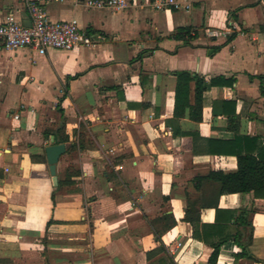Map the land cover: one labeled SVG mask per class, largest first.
<instances>
[{
  "label": "crops",
  "instance_id": "obj_1",
  "mask_svg": "<svg viewBox=\"0 0 264 264\" xmlns=\"http://www.w3.org/2000/svg\"><path fill=\"white\" fill-rule=\"evenodd\" d=\"M126 1L45 5L92 47L0 42V264H264V189L220 194L210 176L240 154L264 157V0ZM9 13L30 21L25 0H0V19ZM181 70L205 87L196 104L190 81L176 114ZM51 143L65 145L57 184ZM237 230L256 261L236 258Z\"/></svg>",
  "mask_w": 264,
  "mask_h": 264
},
{
  "label": "built area",
  "instance_id": "obj_2",
  "mask_svg": "<svg viewBox=\"0 0 264 264\" xmlns=\"http://www.w3.org/2000/svg\"><path fill=\"white\" fill-rule=\"evenodd\" d=\"M62 0H25L30 21L19 22L12 14L0 19V42L9 49L33 48L38 54H45L48 48L71 50L78 46L92 47V37L82 30L76 19L51 20L45 5ZM89 7H108L114 10L124 8L126 0H84ZM156 8L188 10L190 0H155ZM18 118V114L14 115Z\"/></svg>",
  "mask_w": 264,
  "mask_h": 264
},
{
  "label": "trees",
  "instance_id": "obj_3",
  "mask_svg": "<svg viewBox=\"0 0 264 264\" xmlns=\"http://www.w3.org/2000/svg\"><path fill=\"white\" fill-rule=\"evenodd\" d=\"M234 34H231L232 37ZM177 83L175 91V106L174 110L177 114V110L180 107L190 106L188 101L189 95V83L193 79L196 81L195 98L196 104L200 103L201 95L204 90L203 79L199 76L193 77L190 72L181 70L175 72ZM214 82V81H211ZM202 83V84H201ZM199 119L200 115L194 116ZM210 176L219 182V193H234V192H249L254 191L257 195L264 189V157L261 155H254L252 153L240 154L237 156V169L232 172H221L216 171L210 173ZM53 196V195H52ZM199 217V209L186 211L185 219L190 223L197 221ZM237 220L242 223L243 227H248V238L251 239V223L243 216L239 215ZM195 234V232H194ZM196 237H199L195 234ZM244 235V234H243ZM233 238L241 250L235 253L236 258L248 257L256 261V258L246 251L245 245L241 242V233L237 230L236 233L232 234ZM222 240L214 244V249L209 257L210 262H215L218 256L219 247Z\"/></svg>",
  "mask_w": 264,
  "mask_h": 264
},
{
  "label": "water",
  "instance_id": "obj_4",
  "mask_svg": "<svg viewBox=\"0 0 264 264\" xmlns=\"http://www.w3.org/2000/svg\"><path fill=\"white\" fill-rule=\"evenodd\" d=\"M53 142V139L52 141ZM65 151L63 143H51L45 147V155L48 164L49 173L53 178L54 184H57L56 164L59 156Z\"/></svg>",
  "mask_w": 264,
  "mask_h": 264
}]
</instances>
